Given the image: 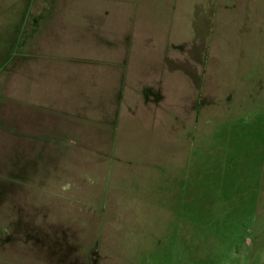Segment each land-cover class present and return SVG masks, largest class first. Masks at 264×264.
Returning a JSON list of instances; mask_svg holds the SVG:
<instances>
[{"label": "rangeland", "instance_id": "374dc122", "mask_svg": "<svg viewBox=\"0 0 264 264\" xmlns=\"http://www.w3.org/2000/svg\"><path fill=\"white\" fill-rule=\"evenodd\" d=\"M90 2L0 0V264H264V0H133L155 48L112 135V85L88 78L86 157L22 140L19 86L42 11Z\"/></svg>", "mask_w": 264, "mask_h": 264}, {"label": "crops", "instance_id": "0c3cea01", "mask_svg": "<svg viewBox=\"0 0 264 264\" xmlns=\"http://www.w3.org/2000/svg\"><path fill=\"white\" fill-rule=\"evenodd\" d=\"M111 1L117 2L111 7L110 1L105 0L99 10H92L91 2L88 10H65L72 13L69 23L66 22V13L61 10H44L38 16L32 33L36 31L38 46L43 51L41 49V54L26 57L20 73V102L24 105L22 120L25 121L21 125L23 141L46 146L52 144L53 148L63 149L59 152L70 154L77 151V154L82 152L88 157V78L95 69L99 70L97 68H101L103 79L111 83L116 99L104 123L110 135L116 130L123 115L132 55L140 44L154 47L152 42H155L156 37L148 33L144 34L143 41L137 39L142 33L140 23L135 22L137 10H133V0ZM45 11L50 17L45 15ZM49 18L54 22L45 24ZM144 31L150 32V29ZM90 49L97 50L100 55L90 54ZM7 72L10 75L11 69L6 71V78H10ZM64 80L71 81L62 89L61 97L46 101L45 96L50 95L47 93L50 88L44 93L43 87L53 83L56 93L57 85L62 86ZM89 82L92 91L96 87L92 81ZM135 83L140 85V82H132ZM9 85L7 82V93L11 90ZM7 97L13 100L12 93H8ZM56 101L61 104H54ZM77 166L78 161L75 160L72 168ZM69 172V175H76L77 171L72 172L69 167Z\"/></svg>", "mask_w": 264, "mask_h": 264}]
</instances>
